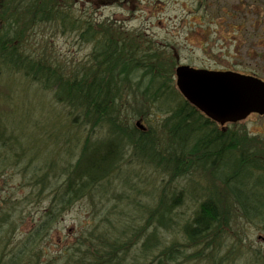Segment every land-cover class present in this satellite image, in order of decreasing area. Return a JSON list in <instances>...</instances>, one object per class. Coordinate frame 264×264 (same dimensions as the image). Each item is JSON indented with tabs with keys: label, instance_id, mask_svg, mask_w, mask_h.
<instances>
[{
	"label": "rangeland",
	"instance_id": "1",
	"mask_svg": "<svg viewBox=\"0 0 264 264\" xmlns=\"http://www.w3.org/2000/svg\"><path fill=\"white\" fill-rule=\"evenodd\" d=\"M62 1L70 3L75 16L92 18L98 25L112 23L114 31L120 29L138 39L153 40L179 64L233 70L264 80V56L260 55L264 45V0ZM257 39L262 41L261 47L253 46ZM33 40L36 45H49L69 65L84 62L93 47L91 42L80 43L75 32L63 34L49 24L38 27ZM122 107L130 124L159 133L160 143L167 145L161 126L166 112L149 109L138 93L130 95ZM0 121L21 137L19 143L27 155L54 159L59 162L57 167L78 157L86 137L95 142L107 134L106 128L80 122L75 111L56 100L52 89L11 71L0 76ZM238 125L264 141V115L253 113ZM179 137L183 138L181 131ZM16 149L24 152L18 144ZM125 152L112 184L101 186L103 192L95 194L93 200L85 196L72 202L49 230L40 234L36 227L53 194L37 195L34 191L42 186L23 182V174L17 169H5L0 175V261L98 264L101 255L111 254L112 262L105 264H159L156 255L160 250L179 245L185 250V258L171 264H210L204 258H194L195 249L187 246L182 231L183 224L208 195V174L179 177L164 190L169 176L163 168L136 156L131 149ZM27 174L31 176L32 171L29 169ZM53 188L59 186H47L46 190ZM163 190L166 197L180 191L182 195L170 227H158L153 238L150 235L158 223L157 208ZM151 216L153 224L149 225ZM105 235L119 249L111 253L102 247ZM144 242L153 249L145 248ZM218 248L219 256L228 255L226 264H264V231L236 217ZM95 250L100 253L95 254Z\"/></svg>",
	"mask_w": 264,
	"mask_h": 264
},
{
	"label": "trees",
	"instance_id": "2",
	"mask_svg": "<svg viewBox=\"0 0 264 264\" xmlns=\"http://www.w3.org/2000/svg\"><path fill=\"white\" fill-rule=\"evenodd\" d=\"M74 13L68 1L0 0V76L7 71L22 73L44 89H52L56 100L75 111L84 125L106 128V138L93 142L86 137L78 157L57 167L59 162L54 159L27 155L19 143L21 137L0 121V175L5 169H17L23 174V182L42 186L34 191L37 195L53 194L36 227L40 234L47 232L72 202L85 196L93 200L95 194L103 192L101 186L112 184L126 149L163 168L169 176L164 190L179 177L208 174V195L183 224L182 231L187 246L195 249V259L226 264L228 255L219 256L218 247L236 217L264 231V141L239 128V122L220 127L184 98L175 80L179 62L153 40H141L120 29L114 31L112 23L98 25L92 18ZM45 24L63 34L75 32L80 43L91 42L88 59L69 65L49 45H36L35 32ZM260 42L253 40V46ZM262 48L260 55L264 56V45ZM137 93L149 109L167 113L161 123L167 145L160 143L159 133L142 130L125 118L122 104ZM17 144L24 152L17 151ZM29 169L31 176L27 174ZM55 185L59 188L46 190ZM164 190L157 208L158 223L150 235L153 238L158 227H170L182 195L180 191L166 197ZM152 220L151 216L149 225ZM102 239V247L111 253L119 249L107 235ZM144 244L153 249L151 244ZM113 256L101 255L97 263H110ZM156 256L159 264H171L184 259L185 250L172 245Z\"/></svg>",
	"mask_w": 264,
	"mask_h": 264
},
{
	"label": "water",
	"instance_id": "3",
	"mask_svg": "<svg viewBox=\"0 0 264 264\" xmlns=\"http://www.w3.org/2000/svg\"><path fill=\"white\" fill-rule=\"evenodd\" d=\"M176 84L186 98L222 125L241 121L252 112L264 114V80L259 77L181 64L176 68Z\"/></svg>",
	"mask_w": 264,
	"mask_h": 264
},
{
	"label": "flooded vegetation",
	"instance_id": "4",
	"mask_svg": "<svg viewBox=\"0 0 264 264\" xmlns=\"http://www.w3.org/2000/svg\"><path fill=\"white\" fill-rule=\"evenodd\" d=\"M94 253H95V254H98V253H100V250H95Z\"/></svg>",
	"mask_w": 264,
	"mask_h": 264
}]
</instances>
